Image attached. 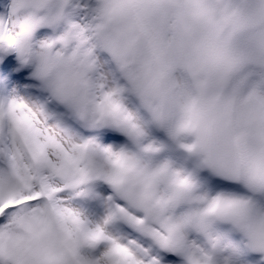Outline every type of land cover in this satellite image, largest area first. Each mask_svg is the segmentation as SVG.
Instances as JSON below:
<instances>
[{"label":"snow or ice","instance_id":"6c2138e0","mask_svg":"<svg viewBox=\"0 0 264 264\" xmlns=\"http://www.w3.org/2000/svg\"><path fill=\"white\" fill-rule=\"evenodd\" d=\"M0 7V264H264V0Z\"/></svg>","mask_w":264,"mask_h":264},{"label":"clouds","instance_id":"9594fccd","mask_svg":"<svg viewBox=\"0 0 264 264\" xmlns=\"http://www.w3.org/2000/svg\"><path fill=\"white\" fill-rule=\"evenodd\" d=\"M230 126V122L222 110H217L208 116L201 129L205 148L210 151H228L230 149L228 142Z\"/></svg>","mask_w":264,"mask_h":264},{"label":"bare ground","instance_id":"6f19581e","mask_svg":"<svg viewBox=\"0 0 264 264\" xmlns=\"http://www.w3.org/2000/svg\"><path fill=\"white\" fill-rule=\"evenodd\" d=\"M21 69V72H25L28 76L31 75V73L34 71V69L31 68H27V67H19L17 66V63H15L11 68H6L5 70V74L7 77V72L11 71L15 73H18V70ZM12 87V86H10ZM9 89V86H8ZM1 95H4V93H1ZM162 142V141H161ZM168 145L166 152L163 154L165 157H171L172 159H174L177 162H183L185 159V156H183V152L182 149L179 148L178 144H169L166 143Z\"/></svg>","mask_w":264,"mask_h":264},{"label":"rangeland","instance_id":"374dc122","mask_svg":"<svg viewBox=\"0 0 264 264\" xmlns=\"http://www.w3.org/2000/svg\"><path fill=\"white\" fill-rule=\"evenodd\" d=\"M0 11H1V7H0ZM6 58L2 62H0V70H1V67H2L3 63L6 61ZM19 65H20V63H19ZM0 94H1V92H0Z\"/></svg>","mask_w":264,"mask_h":264}]
</instances>
